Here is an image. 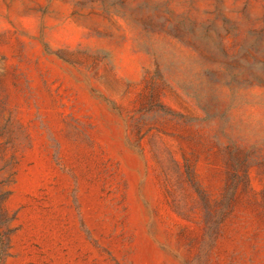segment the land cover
<instances>
[{"label":"rangeland","instance_id":"1","mask_svg":"<svg viewBox=\"0 0 264 264\" xmlns=\"http://www.w3.org/2000/svg\"><path fill=\"white\" fill-rule=\"evenodd\" d=\"M0 264H264V0H0Z\"/></svg>","mask_w":264,"mask_h":264}]
</instances>
